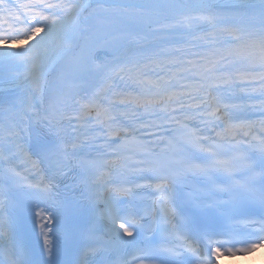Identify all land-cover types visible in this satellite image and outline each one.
I'll return each instance as SVG.
<instances>
[{"label":"snow or ice","instance_id":"obj_1","mask_svg":"<svg viewBox=\"0 0 264 264\" xmlns=\"http://www.w3.org/2000/svg\"><path fill=\"white\" fill-rule=\"evenodd\" d=\"M261 242L264 0H0V264Z\"/></svg>","mask_w":264,"mask_h":264},{"label":"bare ground","instance_id":"obj_2","mask_svg":"<svg viewBox=\"0 0 264 264\" xmlns=\"http://www.w3.org/2000/svg\"><path fill=\"white\" fill-rule=\"evenodd\" d=\"M254 255L257 261H264V248L258 250Z\"/></svg>","mask_w":264,"mask_h":264}]
</instances>
